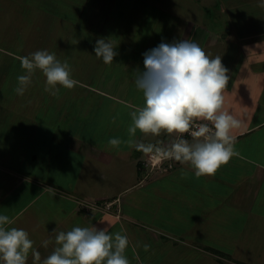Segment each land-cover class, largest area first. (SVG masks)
<instances>
[{"label": "rangeland", "instance_id": "374dc122", "mask_svg": "<svg viewBox=\"0 0 264 264\" xmlns=\"http://www.w3.org/2000/svg\"><path fill=\"white\" fill-rule=\"evenodd\" d=\"M192 1H201L195 5L209 4L208 11L211 10L215 14L216 8H220V5H214L215 0H0V105L9 106L10 100L8 101L7 96L13 94L18 112L12 114L4 110L0 113V120L7 123L14 121L22 125L28 123L34 127L40 125V137L49 138L46 132L50 136L54 133L53 129H48L51 124L55 125L62 137L69 136L70 131L73 138H88V133H91L94 135L96 147L100 146L103 139L128 138L127 130L131 124L129 113L132 110L128 105L142 106L144 102L142 93L135 87L133 73L144 70L143 53L162 42L173 43L182 40L188 30L184 27L186 21L204 18L196 17L197 8L192 9ZM255 1L224 0L221 5L230 9L231 5L240 2L241 6L237 8L240 13L234 17L236 20L243 23L249 19L254 20V23L263 24L261 17L264 13L260 17V13L254 14L255 17L244 16L252 9L259 10L262 1L260 4L259 1L254 4ZM151 8L160 10L155 21L148 16L147 9ZM261 9L264 11V7L261 6ZM216 18L207 14V25H213L212 19L217 21L219 28L230 25V17L225 13L217 14ZM126 31L138 32L140 41L134 40L125 46L116 44L118 55L111 65H105L95 56L96 41L100 38L113 40V35ZM263 36L264 31L261 28L252 33V38H257L256 41L263 50L258 57V60H262L257 64L258 68H264ZM130 44L143 46L144 49L132 48ZM38 50L54 52L61 62L67 61L73 70V78L79 81V84L70 90L61 87L59 96L54 97L44 91L45 78L37 71L25 94L18 96L14 89L18 86L17 77L23 75L24 71L16 57L27 56ZM245 51L246 48L242 46L241 52ZM250 57L255 59L253 55ZM73 121L77 122V128L69 130V124ZM89 123L95 128L87 129ZM84 126L85 128H82ZM19 131L28 134L31 130ZM165 136V133L158 137L148 135L144 141L164 144ZM184 138L191 140L186 136ZM5 142H15L20 148L19 151H24L25 137L22 135L15 141ZM260 145L264 148V143ZM252 147L259 149L258 145ZM247 148L251 151V148ZM114 154L116 156H112L110 165L105 162L96 164L95 174L105 173L114 180H125L123 185H126L129 171L134 172L137 166L128 163L123 155L118 157L115 149L112 155ZM249 167L251 171L255 169L254 166ZM139 172L140 184L142 183L140 192L131 190L118 196L120 192L113 191L107 195L108 199H102L100 202L119 198L117 205L121 207V201L126 202L132 196H139L140 210L134 209L132 213L135 217H140L143 224L140 226H144L140 233H154L161 238V245L156 246L153 239L148 238L146 234L145 239L141 241V248L149 245L147 250L163 251L165 256L162 264H264V189L251 213L244 208L238 209L234 202L230 205L222 204L226 207L223 209L221 203H215L210 197H205L192 208L188 204L194 199L180 198L178 204L173 207L168 201L159 202L153 197L154 187L166 190L167 186H156L145 178L147 172ZM91 180L92 186H96L93 182L95 179ZM87 181L89 180H84V183ZM170 191L171 189H168L167 192ZM220 193L227 199L230 190L222 188ZM235 193L238 196L237 192ZM87 195L92 196L89 193ZM124 208L131 212L129 205H124ZM122 211L121 207L119 211L117 208L113 209V213H108L122 216ZM204 224L206 229L210 227L209 236L202 229ZM191 227L199 228L202 234L194 231L184 233ZM210 230L215 234L212 235ZM208 246L223 249L226 254L223 257L208 255L205 250ZM181 252L185 256L182 257Z\"/></svg>", "mask_w": 264, "mask_h": 264}, {"label": "crops", "instance_id": "0c3cea01", "mask_svg": "<svg viewBox=\"0 0 264 264\" xmlns=\"http://www.w3.org/2000/svg\"><path fill=\"white\" fill-rule=\"evenodd\" d=\"M223 1H213L216 7L220 5L219 9L216 8V14L211 10L208 11L209 4L195 5L196 2L201 1H192V9L193 7L198 9H196V17L204 18L194 21L188 19L184 25L188 30L183 39L194 40L212 57L221 56L222 64L229 70L230 79L224 90V108L240 121V126L233 129L231 133L235 138L234 149L239 155L234 156L228 164L222 165L214 176L197 178L189 166L180 164L164 173L163 176H161L162 173H155L147 174L145 178L150 183H155L156 186L160 184L167 186L166 190L154 187L153 197L159 202L168 201L173 207L178 204L180 198L194 199L196 204L193 201L188 204L192 208L193 205L201 203L205 197H210L215 200V203H221L223 209L226 207L222 204L230 205L234 202L238 209L244 208L251 213L264 189V148L260 147V144L264 143V68L257 67L261 60H258V57L263 50L260 48V43L256 41L257 38H252V33L260 28L264 31V23H254V20L249 19L243 23L236 20L234 17L240 13L237 9L241 6L240 2L231 5L232 8L229 9L221 5ZM258 1L259 4L260 1L264 4V0H256L253 3L257 4ZM159 11L154 8L147 9L149 18L155 21L159 17ZM221 13L230 17V25L226 26L227 28L224 26L219 28L215 19H212L213 25H207L208 19L205 20L207 14L216 18L217 14L221 15ZM257 13H260L259 17L264 13L261 5L259 10L252 9L244 16L253 15L255 17L254 14ZM261 18L264 21V14ZM239 38L240 41L237 40ZM134 40L140 41L138 32L126 31V33L119 32L113 35L114 43L119 46L129 45ZM130 45L132 48L144 49L143 46ZM242 46L246 48L243 53L241 52ZM252 55L255 59L250 57ZM12 95L7 96L8 101L10 100L9 106L0 105V113L4 110L12 114L13 112L18 113L17 106L14 105L16 99L12 98ZM27 124L22 125L14 121L7 123V121L0 120V215L9 216L14 221L12 227L22 228L29 233V238L34 241V247L41 253V257L48 256L55 247L54 229L69 231L76 226L88 227L93 224L98 228L107 226L112 233L123 229L122 234L127 235L130 241L125 253L130 264L164 263L163 251L156 250L155 252L141 248V241L145 239L146 234L148 238L153 239L156 246L161 245V238L160 235L154 233H140V229H144V226H140L142 224L140 217H135L132 213L134 209L140 210L139 196L135 198L132 196L126 202L121 201L122 216H113L111 213L100 211H86L81 207L82 201L108 199L107 195L113 191L120 192L118 196L122 192L126 193L131 190L140 192L142 183L140 184L139 180V165L145 155L129 148L125 143H122L119 149L111 148L108 144L109 139L101 140L100 146L96 147L94 135L91 133H88V138H73L72 131H70L69 136L62 137L53 124L48 129H53L54 133L50 136L46 132L49 138L40 137L38 136V130L42 129L40 125L34 127L31 124L27 126ZM69 125V130L77 128L76 121ZM92 127L95 128L91 123L86 126L87 129ZM20 129L31 131L27 134L20 132ZM19 135L25 137L24 151H19L20 148L15 145V142L12 144L5 142V140L15 141ZM136 138L146 143L145 136L141 133H137ZM127 139H122V141ZM170 139L165 136L164 142L167 143ZM252 145H258L259 149L253 148ZM247 147L251 148V151ZM114 149L118 157L123 155L128 163L137 166L134 172L129 171L126 185H123L125 180H114L112 176L105 173L95 174L98 162L111 164L112 156H116V154L112 155ZM249 166H254L255 169L251 171ZM181 171L186 172L187 176L182 178ZM91 178L95 179L93 182L96 186L94 184L92 186ZM84 180L89 181L84 183ZM46 188H52L55 194L53 195ZM222 188L230 190L227 199L220 193ZM168 189H171L170 192L173 194L167 192ZM178 193L179 196H177ZM124 205H129L131 212H128ZM121 207L115 206L118 210ZM206 228L204 224L202 229L208 235L210 227ZM192 231L202 234L199 228L194 229V227L187 228L184 233ZM214 234L213 232L212 235ZM207 235L206 238H208ZM46 239L53 241L47 248L42 243ZM211 248L221 252L219 256L223 257L226 254L223 249L208 246L205 249L208 255H217L210 251ZM181 254L182 257L185 256L183 252ZM27 264H32L31 254H29Z\"/></svg>", "mask_w": 264, "mask_h": 264}, {"label": "clouds", "instance_id": "9594fccd", "mask_svg": "<svg viewBox=\"0 0 264 264\" xmlns=\"http://www.w3.org/2000/svg\"><path fill=\"white\" fill-rule=\"evenodd\" d=\"M116 46L112 39L100 38L94 47L95 56L111 65L118 55ZM143 57L144 70L133 73L143 105H128L132 109L128 139L111 138L109 146L119 149L125 143L148 156L153 164L174 160L189 166L197 178L214 176L222 165L239 155L231 133L240 121L224 108V90L230 77L222 57H212L192 39L162 42ZM16 58L24 71L14 89L18 96L25 94L37 71L45 78L44 91L54 97L59 96L61 87L70 90L79 84L68 62H61L54 52L38 50ZM138 131L143 136L165 133L171 139L164 144L144 143L136 138ZM185 134L191 141L184 138ZM186 176L181 171V177ZM46 190L55 194L52 188ZM13 223L9 216L0 215L2 264H27L29 254L32 264H130L125 254L130 241L122 234L123 229L112 233L107 226L98 228L93 224L69 231L54 229L55 247L42 258L29 233L12 227ZM52 242L46 239L42 243L47 248ZM149 247L144 245L145 250Z\"/></svg>", "mask_w": 264, "mask_h": 264}, {"label": "built area", "instance_id": "2783aa9c", "mask_svg": "<svg viewBox=\"0 0 264 264\" xmlns=\"http://www.w3.org/2000/svg\"><path fill=\"white\" fill-rule=\"evenodd\" d=\"M185 136L191 138L188 134H185ZM178 165H180V163L174 160H167L160 164H153V162L150 160L148 156H145V158L142 160V170L147 172L148 174L166 173L176 168ZM100 201L85 200L81 202V207L86 211H100V212L107 211L108 213V212H113V209L114 210L116 209L115 206L120 202L119 198L113 201H108V200L104 202H100Z\"/></svg>", "mask_w": 264, "mask_h": 264}, {"label": "trees", "instance_id": "16d2710c", "mask_svg": "<svg viewBox=\"0 0 264 264\" xmlns=\"http://www.w3.org/2000/svg\"><path fill=\"white\" fill-rule=\"evenodd\" d=\"M139 166H140V171H143V170H142V160L140 161V165H139ZM210 251L216 253L217 255H219V254L221 253V252H219L218 250H216V249H212V248L210 249Z\"/></svg>", "mask_w": 264, "mask_h": 264}]
</instances>
